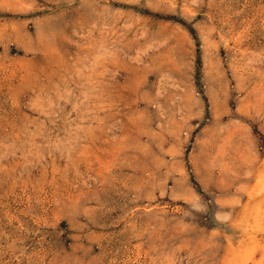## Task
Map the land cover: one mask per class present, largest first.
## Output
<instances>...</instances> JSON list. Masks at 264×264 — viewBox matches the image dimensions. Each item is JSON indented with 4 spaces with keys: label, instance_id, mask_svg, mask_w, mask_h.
<instances>
[{
    "label": "rangeland",
    "instance_id": "374dc122",
    "mask_svg": "<svg viewBox=\"0 0 264 264\" xmlns=\"http://www.w3.org/2000/svg\"><path fill=\"white\" fill-rule=\"evenodd\" d=\"M0 264H264V0H0Z\"/></svg>",
    "mask_w": 264,
    "mask_h": 264
}]
</instances>
